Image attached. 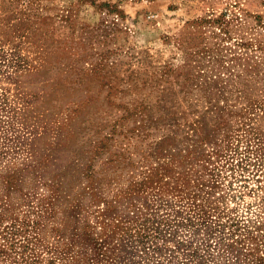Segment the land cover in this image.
<instances>
[{
	"label": "rangeland",
	"instance_id": "obj_1",
	"mask_svg": "<svg viewBox=\"0 0 264 264\" xmlns=\"http://www.w3.org/2000/svg\"><path fill=\"white\" fill-rule=\"evenodd\" d=\"M263 218L264 0H0V264H264Z\"/></svg>",
	"mask_w": 264,
	"mask_h": 264
},
{
	"label": "trees",
	"instance_id": "obj_2",
	"mask_svg": "<svg viewBox=\"0 0 264 264\" xmlns=\"http://www.w3.org/2000/svg\"><path fill=\"white\" fill-rule=\"evenodd\" d=\"M261 212H262L261 209H256L255 215H259ZM261 218H262V217H261ZM231 219H232V221L229 222V224H233V225H235V226H236V225L238 226V224L241 225V223H243V222H240L241 218H240L238 215H237L236 217H234V215L231 216ZM259 221H260L261 224H260L258 227L262 229V227H264V218H263V219H259ZM228 245H229V248L234 249V252H235V251H238V249H239V247H235V246H233L232 243H229ZM241 251H243V248H241V249L238 251V253H237V255H238L237 257H238V258L240 257V256H239V253H240Z\"/></svg>",
	"mask_w": 264,
	"mask_h": 264
}]
</instances>
